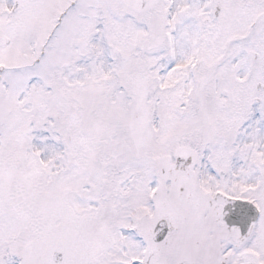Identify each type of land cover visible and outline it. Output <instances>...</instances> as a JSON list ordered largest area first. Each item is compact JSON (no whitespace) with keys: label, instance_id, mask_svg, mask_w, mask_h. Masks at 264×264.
<instances>
[{"label":"snow or ice","instance_id":"obj_1","mask_svg":"<svg viewBox=\"0 0 264 264\" xmlns=\"http://www.w3.org/2000/svg\"><path fill=\"white\" fill-rule=\"evenodd\" d=\"M0 264H264V0H0Z\"/></svg>","mask_w":264,"mask_h":264}]
</instances>
